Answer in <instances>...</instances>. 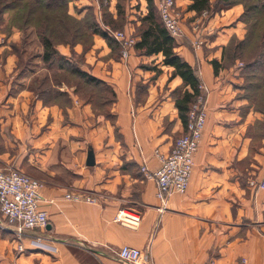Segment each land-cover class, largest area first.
Returning <instances> with one entry per match:
<instances>
[{
    "label": "crops",
    "instance_id": "1",
    "mask_svg": "<svg viewBox=\"0 0 264 264\" xmlns=\"http://www.w3.org/2000/svg\"><path fill=\"white\" fill-rule=\"evenodd\" d=\"M110 3L116 19L118 0ZM191 4L177 1L183 36L175 39L176 52L209 90L208 117L189 188L172 195L164 210L155 182L140 168L145 162L156 170L155 150L169 153L183 134L175 98L188 88L173 77L174 68L162 65L163 56L133 48L123 60L121 49L93 35L83 70L116 94L112 122L81 100H73L66 114L58 104L44 103L30 89L31 78H17L26 52L17 49L23 35L0 34V165L41 181L40 208L49 214L46 230L32 234L44 240L24 238L23 253L0 214V264H126L117 256L124 246L148 251L154 264H264V190L249 186L253 179L264 182V148H255L253 114L240 115L246 101L237 96L246 80L237 66L216 75L211 64H222L224 48L246 34L244 8L221 7L204 20L189 10ZM125 6L130 21L142 28L147 1L127 0ZM125 29L135 35L132 24ZM196 40H202L200 48ZM83 49L58 48L63 55ZM155 66L159 74L144 68ZM90 148L94 166L87 165ZM69 193L99 203H76L65 198ZM120 210L140 213V225L117 222Z\"/></svg>",
    "mask_w": 264,
    "mask_h": 264
},
{
    "label": "rangeland",
    "instance_id": "2",
    "mask_svg": "<svg viewBox=\"0 0 264 264\" xmlns=\"http://www.w3.org/2000/svg\"><path fill=\"white\" fill-rule=\"evenodd\" d=\"M126 1L127 0H121L122 5H118L120 2V0H118L117 19L108 18L106 19V23L109 24L112 30L126 33L125 27L128 24H132L136 35V32L138 33L141 27L137 29V26H134L136 20L130 21L129 17H127L125 12ZM237 1L245 2L246 6L258 7V12L254 15L252 20L249 22H244V20H242L246 29L244 37L242 39L236 38L234 41L235 46L237 43L250 37V46L246 50H244L245 48L236 49V54L241 55V57L237 59L235 63L233 62L234 64L232 61H228L227 64L233 65L227 69L237 66L243 78H245V75L252 73H260L262 75V78H258L253 82L251 87L245 82L241 87L244 89V92L238 93L237 96V98L239 97L241 100L246 101L245 105L240 108V115L246 118L248 115L250 117L251 113L253 114L249 120L255 123L253 131L255 136V148L259 150L264 148V0ZM216 2L217 0H215L214 4H216ZM89 6L90 5H88L85 0H0V34L8 36L11 35L14 30H18L23 35L21 43L18 45L20 47H17V49H24L26 52L23 60L18 66L17 78H31L29 86L31 90L35 89V92H38V90L40 91L45 87L54 88L53 86L55 83H59L60 87H57L58 89L56 90L64 94H69L71 102L73 100L76 102L80 100L85 103L87 101L91 102L94 105V112L96 114L107 115L108 109L103 107L102 104L109 98H113L112 94H110L111 87L87 85L82 79H79L80 77L71 73V71L66 68L74 66L84 69L86 65V49H88L92 43L91 38L93 30L99 28L98 17L95 15L93 8ZM119 6H121V8H119ZM246 6L244 7L243 5L244 12ZM211 10L215 11L217 9L212 7ZM178 11L181 13L183 19L182 12L180 10ZM207 13V16L203 15L204 12L196 16L197 18L205 17L206 19L204 20H207L212 15L209 14L210 12ZM141 19L139 21H141ZM186 22L189 24V19H187ZM141 26L144 28L145 24L142 23ZM44 36L50 38L53 44L58 48L67 44L66 42H73L76 38L79 43H83V52L79 54L72 51L70 54L64 55L68 62H70L68 66L64 64L65 68L59 67L62 62L59 57L51 64L45 63L42 59L44 52L42 38ZM232 57H235L234 50L231 54H228V60ZM250 62L255 63V66L247 69V63ZM2 69L3 68H0V72ZM248 86L250 90H248ZM72 95L75 96V99L72 98ZM65 98L66 97L63 96L61 100L65 101ZM111 121L113 122L112 119ZM4 166L5 165H0L1 168Z\"/></svg>",
    "mask_w": 264,
    "mask_h": 264
},
{
    "label": "built area",
    "instance_id": "3",
    "mask_svg": "<svg viewBox=\"0 0 264 264\" xmlns=\"http://www.w3.org/2000/svg\"><path fill=\"white\" fill-rule=\"evenodd\" d=\"M98 10L100 0H90ZM178 0H156L157 8L163 25L173 38L183 36L182 17L178 11ZM204 16L208 13L204 12ZM109 34L120 44L123 60L130 58L131 50L137 40L130 34L107 28ZM196 48L203 45L202 40H196ZM200 94L196 97L190 110L187 131L176 139L169 153L155 150L154 156L158 160V168L151 170L144 162L141 172L145 179L155 182L157 198L162 204V210L166 208L169 198L174 194H185L189 188L195 156L198 153L207 123L206 100L208 88L202 84L199 86ZM43 183L32 178L13 167H0V214L6 221L9 231L17 242V251L23 253V239L26 237L43 241L44 236H32L33 233L44 231L49 224V214L40 208L41 190ZM249 186L255 190H264V182L256 179L250 181ZM73 202H86L98 204L99 200L82 193H69L65 197ZM54 203L53 201L49 202ZM141 215L138 212L120 210L115 218L119 223L136 228L141 223ZM117 256L126 264H154L148 251H142L130 246L122 247ZM211 264V263H209Z\"/></svg>",
    "mask_w": 264,
    "mask_h": 264
},
{
    "label": "trees",
    "instance_id": "4",
    "mask_svg": "<svg viewBox=\"0 0 264 264\" xmlns=\"http://www.w3.org/2000/svg\"><path fill=\"white\" fill-rule=\"evenodd\" d=\"M147 1V9L148 13L147 15L141 19L143 24H145L144 28H141L138 30V33L136 32V35L131 34L136 40L137 37H139L140 40H137L134 48L136 50L142 51L144 55L146 56H152V55H162V65L167 67L174 68L173 77L179 76L182 78L184 82V86L188 89L183 91L178 97L175 98L176 107L179 112V117L184 125V132L183 135L187 131V125L189 122V114L190 110L192 108V105L194 104L196 97L200 94L199 86H200V79L198 76V72L196 69H194L188 62H186L177 52H176V40L168 33L165 26L162 23V20L160 18V14L157 8V2L156 0H146ZM192 4L189 6V10L195 11L197 15L202 14L203 12H210L209 14L214 13L215 11H218L221 7H232L235 5H244L246 6L245 2L237 1V0H217L216 4H211L210 0H191ZM110 0H100L99 6L101 10V16H99L98 12H96V7H93V11L95 15L98 17V25L99 28L93 30V35H99L102 38H104L113 50L121 49L120 44L109 34L107 28L112 29L109 24L106 23V19L108 18H114L110 14ZM121 4V0L118 3V5ZM122 5V4H121ZM214 5V6H213ZM212 7H214L215 11H212ZM255 7V8H254ZM121 8V6H119ZM258 7L256 6H246V10L244 14L242 15L241 19L244 20V22H249L253 19L254 15L258 12ZM118 17V16H117ZM117 19V18H116ZM105 20V21H104ZM93 35H92V42H93ZM237 37L232 38L229 45L224 48L223 51V63H219L217 60L211 61V64L214 67V72L217 75L220 71V69H227L229 67H232V65L235 63L237 59L241 57V55L236 54V49L239 48H245L244 50L248 49L250 44L249 41H251L250 37L246 38L244 41L237 43L234 46V41ZM67 44H64L65 46L69 45L72 48L76 45H83V43H79L77 39L75 38L73 42H66ZM42 44L44 48V52L42 55V59L45 63H53L57 57L62 60L60 63V68H65L64 64L66 66L69 65L70 62L65 58L63 54L58 50V47L53 44V41L44 36L42 38ZM92 45V43H91ZM90 45V46H91ZM90 48V47H89ZM88 48V49H89ZM86 49V51L88 50ZM235 51V57H232L230 60H228V54H231L232 51ZM232 61L233 64H227V62ZM255 63L250 62L247 63L246 68L250 69L251 67H254ZM68 70L71 71V73L75 74L76 76L80 77L79 79H82L87 85H95V86H107L109 88V85L92 76L91 74L87 73L85 70L69 66L66 67ZM145 69L156 71L157 74H159L161 71L158 69L157 66L155 67H144ZM258 78H262V75L259 73H252L249 75H245L246 83L247 85H250V87L253 85V82H255ZM52 87L41 89L38 92H35V89L32 91L36 94H38V97L44 101V103H56L60 107L64 109V114H66V109L72 105L71 98L69 94L62 93L56 89L60 87V84L55 83V85ZM58 87V88H57ZM111 90V91H110ZM110 94H112L113 98H109L106 100L102 105L103 107H106L108 109L107 115H104L108 119L114 120V116L109 113V107L112 105V103L115 101L116 94L114 93L113 89L111 88ZM248 90H250L248 86ZM52 91V92H51ZM66 97L65 101H62V97ZM104 99V98H103ZM89 104H92L91 102H86ZM93 105V104H92ZM94 107V105H93ZM182 136V135H181ZM180 136V137H181ZM179 138V137H178ZM177 138V139H178Z\"/></svg>",
    "mask_w": 264,
    "mask_h": 264
},
{
    "label": "water",
    "instance_id": "5",
    "mask_svg": "<svg viewBox=\"0 0 264 264\" xmlns=\"http://www.w3.org/2000/svg\"><path fill=\"white\" fill-rule=\"evenodd\" d=\"M87 165L88 166H94L95 165V155H94V151L91 148L88 151Z\"/></svg>",
    "mask_w": 264,
    "mask_h": 264
}]
</instances>
